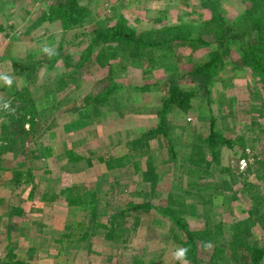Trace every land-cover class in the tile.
<instances>
[{"label": "rangeland", "instance_id": "374dc122", "mask_svg": "<svg viewBox=\"0 0 264 264\" xmlns=\"http://www.w3.org/2000/svg\"><path fill=\"white\" fill-rule=\"evenodd\" d=\"M76 1L78 11L69 7L67 0L0 1V62L11 63L8 74L13 77L11 89L0 82V105L10 102L13 110L9 113L0 108V155L9 158L14 170L43 169L46 162L39 157L48 155L47 150L50 153L45 146L52 139L58 144L66 138L71 140L72 147L84 153L88 149L86 144L77 145L91 139L87 151L91 157L99 150L102 139L96 138L105 133L108 116L123 118L122 124L129 129L140 111L152 112L156 121L138 130L139 119L135 121L136 133L130 132L131 129L126 133L120 131V143L111 147L114 152L124 154L129 150L128 140L154 127L161 117L167 136L155 131L146 138L148 151L139 157L142 168L147 155L154 159L153 172L159 174L156 180L151 183L144 180L141 171L137 181L132 180L124 187H118L119 183L101 194L97 210L101 216V209L109 212L128 200L153 205L146 211H131L124 224H112L111 237L103 226L96 227V231L89 228L90 212L77 209L79 220H70L75 223L69 235L66 229L60 241L54 239L46 245L48 255L53 260L57 258L59 264H179L173 253L177 248L187 247L190 264H241L230 254L236 244L228 229L247 218L250 207L258 206V216L252 218L254 222L248 221L249 235L257 239L259 246H264V198H261L264 165L260 164L264 158V73L240 64L241 46L230 37L218 47L216 33L208 29L217 8L206 0L200 3L204 12L198 13L196 6L190 7L191 3L183 7L179 3L169 4V8L179 6V13L173 15L178 20L161 22L155 12L151 16L157 21L150 19L139 25L127 21L154 40L161 37L158 34L161 25H180L185 31L192 28L194 35L200 37L193 40L184 34L188 36L187 44L176 40L162 50H152L151 55L139 48L144 51L141 58L130 56L117 46L112 49L111 41L93 42L96 30L113 24L121 13L110 17L113 13L108 10L106 18L100 8L102 0ZM220 1L221 14L230 22L247 7V0ZM233 27H238V23ZM228 36L225 31L219 33L220 43ZM45 44L55 52L51 58L40 51ZM216 47L222 51L221 55L204 76V67H199L211 58V50ZM261 57L264 60V54ZM108 86L110 90L104 92ZM186 98L188 104L182 103ZM211 130L234 138L232 146L220 140L208 144ZM74 138L78 140L75 142ZM56 157L61 160L60 156ZM76 167L78 164L67 168ZM95 169L100 170L88 167L86 172ZM106 170L111 172V180L116 179L114 168L106 165ZM62 173L61 181L65 184L70 181V174ZM62 186L57 180L60 191L69 185ZM215 193L221 194L215 196ZM204 194L212 202L208 217L204 215L206 206L197 203L204 201ZM169 195V199L176 201L175 214L194 231L190 242L170 214L158 206L166 204ZM178 196L183 197L181 202ZM192 204H196L195 209ZM80 224H85L84 230L78 229ZM200 227L201 230L195 231ZM201 232L204 240L198 238ZM113 234H118L119 239ZM122 238L125 241H120ZM204 244L208 247H203ZM215 244L220 252L215 250ZM40 251L13 252L0 243V258L13 253V257L37 263Z\"/></svg>", "mask_w": 264, "mask_h": 264}, {"label": "crops", "instance_id": "0c3cea01", "mask_svg": "<svg viewBox=\"0 0 264 264\" xmlns=\"http://www.w3.org/2000/svg\"><path fill=\"white\" fill-rule=\"evenodd\" d=\"M0 1L2 3L7 2V0ZM8 1L11 2V0ZM202 1L203 0H102L100 8L106 18H108L107 11L109 10L113 13L110 17L121 13L127 21L139 25L141 22L151 21L150 19L156 21L160 18V21H164V19L173 21L178 20L177 17L173 15L179 13V11H177L179 6H171L169 8V4L179 3L183 7L185 6V3H191V8L195 6L197 7V13L199 11L204 12V5L200 4ZM155 12V17H158L157 19L152 18L153 16H151L152 13ZM10 65L11 63L9 64L7 61L0 62V67L8 69L5 73L11 71ZM2 69H0V71L4 72ZM151 113L152 112L150 111L137 112L136 115L138 117H134V123H132L131 128H129L131 129L130 132L136 133L142 128V126H148L156 121V119L152 118ZM121 115L122 114H120V116ZM107 118L108 119L105 121L107 123L105 127L107 130L105 129V133L96 138L102 139L99 141V150L106 149V151L98 150V152L91 157L88 156L89 153H87L93 142L91 139H87L80 144L77 143V146L86 144L88 149L85 153L77 150L75 146L72 147L71 140L69 139L64 138L61 142H58V144L52 139L53 142L51 141L45 146L47 149H50V153L47 152V150L46 154L48 155L44 157H41V155L39 157L41 160L42 158L45 160L44 162H46V166L44 165L43 169L34 168L26 174L22 173L19 176H16L12 165L8 163L9 158L2 154L0 155V243H4L6 250L15 252L23 251L25 249L27 252H31V250L36 251L37 249H40V253L42 252V254L38 256L37 263L59 264L58 260H56L57 258L53 260L52 256L48 255L46 245L50 242L52 244L54 239L58 240L61 237V234L66 230V223L68 221L73 220L74 218L79 220L76 217L80 212L68 205L65 194L66 187L64 188V185L70 186L73 183H78L86 190L96 189L97 192L99 190V194H104L111 190L110 188H116L119 183L118 187H124L132 180L137 181V176L139 175L140 170L136 173L131 166L111 167L116 170L115 173H117V180H111V172L106 170L105 158L107 155L112 154L113 156H119L123 153L119 151L114 152L113 149H111V147L113 148L117 143H120V131L125 133L129 131V129L125 128L122 124L123 118H113L112 116H108ZM139 119L141 122L138 125L141 127L137 130L135 128L137 127L135 126V124H137L135 121ZM112 121H117V123ZM74 139L75 142L78 140L77 138ZM83 140L84 138L82 137V141ZM54 143L59 146V149L55 148L56 145ZM123 145H125V143ZM103 151H105V153L102 155V158L101 153ZM68 152H73L74 155L78 156L77 159L69 158L67 155ZM56 155L58 158L60 156L61 160H58ZM41 160L40 163L42 164ZM74 164H78V167L74 169L67 168ZM88 167H93V169L99 167L100 170L95 169V171L92 170L88 173L86 172ZM47 169H50V172H48ZM61 171L69 172L70 174V181L65 182V184L61 181L63 175ZM57 180H60V187L63 185L62 188H64V190L62 189V191H60L61 188L58 190ZM35 184L36 186L38 185V189H35ZM114 190L116 191V189ZM36 193H39L38 199H36ZM62 194L65 195L62 196ZM60 195L62 196V199L59 198ZM34 201L40 204L34 203ZM118 205L123 206V204ZM102 210L107 209L103 208ZM75 253V250L72 251V256Z\"/></svg>", "mask_w": 264, "mask_h": 264}, {"label": "trees", "instance_id": "16d2710c", "mask_svg": "<svg viewBox=\"0 0 264 264\" xmlns=\"http://www.w3.org/2000/svg\"><path fill=\"white\" fill-rule=\"evenodd\" d=\"M68 6L74 9L75 11H78L80 8L77 5L76 0H67ZM207 3L210 5H213L217 8L213 12V17L210 21V25H208V29L213 30L216 33L215 39L218 41V47L223 44L227 43V39L229 37L234 41L239 43L240 48V64L247 65L250 68H254L258 70L259 72L264 73V60L261 56L264 54V8H262L264 0H247V7L245 8L244 12H242L239 16H237L236 19H234L233 22H230L226 19L224 15L221 14V9H223L221 1L219 0H206ZM212 2V3H211ZM212 6V8H213ZM70 8V9H71ZM219 8V10H218ZM75 19V17L73 18ZM240 20V22H239ZM238 23V27L236 26ZM239 23L241 26H239ZM234 24V25H232ZM162 27L158 29V34L161 35V37L157 38V40L152 39V36H148L147 33L143 31L135 30L133 27L130 26V24L127 22L126 18L123 15H119L115 22L113 24L109 25L108 27H105L103 29H98L95 32L93 42L95 41H105V42H113L112 49H122L126 52V54L130 56H134L137 58H141V55L144 54V51H141L139 48H143L147 50V53L149 55L153 54L152 50H162L164 46H169L170 43L178 40L181 43L187 42L188 36L184 34H189L190 38H195L193 40H200L199 36H195L192 28H188L189 31H185L180 29V25H172V26H165L161 25ZM174 28L178 30H173ZM183 31L179 34V31ZM160 31V32H159ZM225 34H229L228 37H225L221 40L222 43H220V37L219 33L224 32ZM184 35V36H180ZM189 38V40H190ZM192 41V40H191ZM187 44V43H185ZM195 44V43H193ZM193 44H191L193 46ZM242 44V45H241ZM190 45V46H191ZM117 46V48H116ZM218 47L213 48L211 50V58L207 62H203L202 65L199 67H204V76L205 71L207 70L209 74V69L213 65L215 66V60L221 55L220 50H218ZM113 51V50H112ZM146 53V54H147ZM158 55H162V52ZM198 69L194 70V73L197 72ZM197 74V73H196ZM110 90V87L106 88L104 92H108ZM101 94V93H100ZM98 95V94H97ZM186 100V101H185ZM185 100H182V103L187 102V98ZM162 118L160 119V122H158L154 127L148 128L143 130L138 136H135L133 138H130L128 140L129 150L124 151V154L119 156H113L112 154H108L105 158L106 165L111 167H118V166H131L134 171L140 170L142 171L143 179L147 181L154 182L159 176L156 172H153L155 165H154V159L151 156L147 155V159L145 161L144 168L141 167L140 164V156H142L146 151H148L149 144L147 143L146 138H150L153 136L154 132H159L158 135L164 134L167 136V130L166 132L163 130V124H162ZM145 139V140H144ZM209 143L213 144L215 140L223 141L226 145L232 146V142L234 141V138H227L225 136H222L221 134L216 133L215 131L211 130L208 136ZM172 147V141L170 143ZM105 151L101 153V157L103 158V154ZM73 152H68V157L71 159H77L78 156L74 155L72 156ZM172 157H175L172 153ZM132 158V160L130 159ZM130 159V162L127 163L126 160ZM260 164L264 165V158L260 160ZM197 171V169H194ZM15 175L19 176L22 173H28V171L31 170H14ZM139 172V171H138ZM152 172L151 175H149ZM260 175V174H258ZM153 188V187H151ZM66 200L68 202V205L74 209L79 210H86L89 211V220H88V227L92 228L94 231H96V227L103 226L106 228L107 236L111 237V226L114 224L115 226H119L121 224H124V220L127 215L130 214L131 211H137V210H148L153 204L152 202H139L134 203L132 200H128L123 206H116L113 210L107 212L106 210H102V215H98L97 205L100 201L99 199L102 197L101 194L97 193L95 190H86L82 185L78 183H73L70 186L66 188ZM221 193H215L214 195L217 196ZM172 195V194H170ZM169 196L166 198V204H158L162 208V210L166 211L170 214V216L173 218V220L177 223L179 228L184 232V234L187 236V242H190L191 238L194 234H192L194 231L185 226L183 219L176 215L174 203L176 202L174 199H169ZM206 194H204V201L197 202L201 205H204L205 211L204 215L208 217V213L210 214V211L212 210L209 206V203L211 204V200L208 198ZM236 197V196H235ZM182 196H178V200L181 202ZM261 198H264V196H261ZM196 203V204H197ZM262 203V202H261ZM264 203V202H263ZM192 204L193 209H195V205ZM208 205V206H207ZM258 207V206H257ZM257 207H250L248 211L247 218L238 220L236 224H233L229 226V233L232 237V242H234L236 245L231 248L230 254L232 257L236 258L241 264H263L264 263V246H259L257 243V239L249 235L250 226L248 224L249 220H252L251 222H254L252 218L257 217L258 210ZM264 208V207H263ZM103 214H105L103 216ZM106 217V220L103 221L102 218ZM75 221H70L66 223V234L69 235L70 228L73 226ZM262 224L264 225V219ZM78 229H85V224H80ZM202 227H200L198 230H201ZM204 229V228H203ZM215 230V229H214ZM211 231L219 233L218 231ZM206 231V229H204ZM210 231V229H209ZM116 239H119L118 234H113ZM201 237L204 240V233L201 232L200 235H198V238ZM207 238V237H206ZM126 238L120 239V241H125ZM211 239V238H209ZM233 239L235 241H233ZM218 247V248H217ZM241 248V252H240ZM215 250L220 252V248L218 244H215ZM238 252L240 253L238 257ZM13 253H7L2 258H0V264H38L29 262L25 259H20L13 257Z\"/></svg>", "mask_w": 264, "mask_h": 264}, {"label": "clouds", "instance_id": "9594fccd", "mask_svg": "<svg viewBox=\"0 0 264 264\" xmlns=\"http://www.w3.org/2000/svg\"><path fill=\"white\" fill-rule=\"evenodd\" d=\"M40 51L46 56H48L49 58L55 55L53 48L47 44L43 45L40 48ZM0 82H2V84L5 87L11 89L13 85V77L8 73L0 72ZM0 108H2L5 111H8L9 113L13 111L11 109L10 102H7V101L3 102V104L0 105ZM203 247L206 248L208 247V245L204 244ZM188 252H189V249L187 247H180V248H177V250L173 253V257L176 261H179V264H190L189 259H188Z\"/></svg>", "mask_w": 264, "mask_h": 264}]
</instances>
